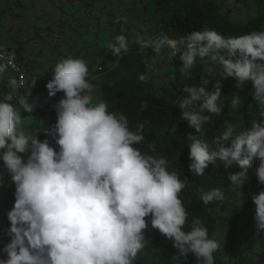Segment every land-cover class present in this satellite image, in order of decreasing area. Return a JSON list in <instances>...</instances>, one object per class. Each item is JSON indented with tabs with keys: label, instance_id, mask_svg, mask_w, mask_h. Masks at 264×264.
<instances>
[{
	"label": "clouds",
	"instance_id": "1",
	"mask_svg": "<svg viewBox=\"0 0 264 264\" xmlns=\"http://www.w3.org/2000/svg\"><path fill=\"white\" fill-rule=\"evenodd\" d=\"M146 46L157 55L165 48L173 57L179 55L183 75L200 60L207 61L210 75L220 80L231 78L241 88L251 83L259 121L243 131L229 125L211 143L189 134L188 168L192 175L203 176L217 160L226 170L235 165L240 171L229 172L228 180L241 194L253 161H259L255 175L264 185V30L225 38L204 28L179 39L161 35ZM109 47L114 56L127 53V36L116 35ZM14 58L8 54L0 62V78L9 65L15 66ZM52 74L48 96L63 97L53 105L56 121L43 140L21 130V111L35 109L30 93L16 97L17 103L11 93L0 96V168L14 185V204L4 229L9 242L0 248V264H135L148 244L149 225L172 242L178 258L191 254L198 264H216L220 243L209 237L200 219L189 223L180 198L188 181L168 170L167 160L156 154L155 142L147 145L155 155L136 147L145 140L144 124L133 131L126 115L109 111L105 101L93 96L84 59H63ZM208 83L205 79L201 86L185 85L179 101L180 119L197 133L224 108L221 84L209 91ZM9 86L15 90L17 80L10 79ZM232 103L240 104V97ZM147 107V102L141 104L142 110ZM200 199L205 205L223 202L225 192L210 188ZM251 199L256 232L264 234V190Z\"/></svg>",
	"mask_w": 264,
	"mask_h": 264
},
{
	"label": "crops",
	"instance_id": "2",
	"mask_svg": "<svg viewBox=\"0 0 264 264\" xmlns=\"http://www.w3.org/2000/svg\"><path fill=\"white\" fill-rule=\"evenodd\" d=\"M208 1H214L221 9L223 20L242 24L258 12L263 0ZM157 22L152 0H0V49L3 50L0 54L6 58L8 54H14V60L28 70L27 87L23 93H30L29 103L35 104L32 113L21 111L24 121L21 130L36 134L41 140L45 138V130L50 128L46 105H53L63 97V93L51 98L48 96L46 84L50 79L47 76L63 59L81 58L88 63L93 96L100 100L96 85L101 76L98 65L103 59L105 69L116 66L113 61L120 56H114L109 47L116 35L127 36L128 52H145L155 78L175 80L181 75L179 55L173 57L170 48L157 55L146 46L151 39L162 35L156 31ZM193 70L201 73L203 81H209L208 89L221 82L218 76L210 75L207 61L198 60ZM12 78L17 80L10 69L0 78V96L7 93L14 96L20 92L18 83L15 90L9 86ZM236 90L241 103L234 105L231 102V125L237 126V131H243L254 121H259V108L252 97L251 83L243 88L236 86ZM12 102L17 103L15 100ZM0 175L3 177L0 193L12 191V199L7 206L0 202V247L3 248L9 242L4 229L9 226L6 213L14 204V185L10 184V176L2 168ZM225 190L227 195L221 212L223 228L215 237L220 243L219 250L226 251L235 241L237 244L234 246L238 250L244 244L256 260L257 255L264 253V234L256 232L254 214L251 213L255 205L251 197L264 190V185L244 183L242 195L239 188L230 184ZM229 251L235 254L234 250Z\"/></svg>",
	"mask_w": 264,
	"mask_h": 264
},
{
	"label": "trees",
	"instance_id": "3",
	"mask_svg": "<svg viewBox=\"0 0 264 264\" xmlns=\"http://www.w3.org/2000/svg\"><path fill=\"white\" fill-rule=\"evenodd\" d=\"M152 3L153 14L158 18L156 31L173 39L185 37L192 31H201L204 28L214 29L225 38L264 30V0L260 3L258 12L242 24H232L223 20L221 9L214 1L152 0ZM113 62L116 66L106 68L96 84L100 91V100L108 104L109 111L126 115L133 131L140 123L144 124L145 140L136 147L145 154L155 155L147 147L149 143L155 142L156 154L167 160L168 170L175 171L180 179L188 181L180 198L189 213V223L194 218L200 219L208 228L209 237L215 239L223 228L221 212L224 209L225 200L205 205L200 199V194L210 188H220L225 192L226 199L225 189L230 184L228 173L237 172L240 169L233 165L226 170L224 163L217 160L209 165L203 176L192 175L188 168L190 163L188 136L196 135L211 143L214 137L231 125L230 105L238 94L236 81L231 78L221 80V91L224 97L222 114L219 117L213 116L212 122L206 124L201 133H197L187 120L180 119L179 101L185 96L182 92L185 85H203L199 71L192 70L189 75L181 74L173 81H165L153 76L154 71L145 52L123 53ZM140 75L145 76L144 81L139 79ZM207 90L210 91L208 88ZM143 102L148 104L146 110L141 109ZM56 103L57 101L53 105ZM53 105H46L50 127L56 121ZM174 123L176 129L173 128ZM258 165L259 161H253L244 183L259 184L255 175ZM11 192L9 190L10 195L0 193V202H3L4 206L11 202ZM247 206H250V203ZM254 210H251L252 214H255ZM145 238L148 244L135 264H176V260H181L185 264H198L197 259L191 254L187 259L178 258L177 250L172 242L151 225L145 231ZM235 244H237L235 241L231 242V246L226 251L218 250L215 254L216 264L264 263V253L257 255L255 260L244 244L239 250L234 246ZM229 250H234L235 254H230ZM226 253L229 254L228 257Z\"/></svg>",
	"mask_w": 264,
	"mask_h": 264
},
{
	"label": "built area",
	"instance_id": "4",
	"mask_svg": "<svg viewBox=\"0 0 264 264\" xmlns=\"http://www.w3.org/2000/svg\"><path fill=\"white\" fill-rule=\"evenodd\" d=\"M6 60L7 58L4 55L0 54V62H4ZM12 63L15 66L13 67L12 65H9V69L16 74L18 87L20 89V92L14 95V100L17 101L16 97L25 95L23 93V90L27 87L28 70L25 67L20 66L15 60ZM53 70H51V72L47 76V78L50 80L52 79ZM104 70H105V66H104V61L102 59L100 60L99 65H98V74H102ZM211 90H214V87H211L210 91Z\"/></svg>",
	"mask_w": 264,
	"mask_h": 264
},
{
	"label": "rangeland",
	"instance_id": "5",
	"mask_svg": "<svg viewBox=\"0 0 264 264\" xmlns=\"http://www.w3.org/2000/svg\"><path fill=\"white\" fill-rule=\"evenodd\" d=\"M175 263H176V264H185V263H183L181 260H176Z\"/></svg>",
	"mask_w": 264,
	"mask_h": 264
}]
</instances>
